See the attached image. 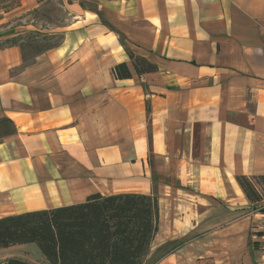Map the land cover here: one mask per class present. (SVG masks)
I'll use <instances>...</instances> for the list:
<instances>
[{"label":"crops","instance_id":"crops-1","mask_svg":"<svg viewBox=\"0 0 264 264\" xmlns=\"http://www.w3.org/2000/svg\"><path fill=\"white\" fill-rule=\"evenodd\" d=\"M62 35L30 62L0 46V118L15 128L0 138V217L120 186L248 203L235 176L264 175V0H99ZM125 47L158 69L137 75Z\"/></svg>","mask_w":264,"mask_h":264},{"label":"rangeland","instance_id":"rangeland-1","mask_svg":"<svg viewBox=\"0 0 264 264\" xmlns=\"http://www.w3.org/2000/svg\"><path fill=\"white\" fill-rule=\"evenodd\" d=\"M98 3L99 0H0V46L8 45L5 39L17 35L25 61L30 62L36 54L61 42L62 27L72 21L76 9L96 11ZM147 162L156 190V160L150 155ZM169 173L172 176V166ZM125 189L115 188L119 192ZM158 200L157 231L143 264H264V213L259 211L264 200L258 209L249 202L242 208L218 201L200 205L184 194ZM256 240L260 248L252 245ZM6 257L48 264L34 243L0 248V260Z\"/></svg>","mask_w":264,"mask_h":264},{"label":"trees","instance_id":"trees-1","mask_svg":"<svg viewBox=\"0 0 264 264\" xmlns=\"http://www.w3.org/2000/svg\"><path fill=\"white\" fill-rule=\"evenodd\" d=\"M17 40L16 36L6 42L19 45ZM119 40L125 44L123 36ZM125 48L137 75L158 69L154 62ZM131 68L127 62H119L113 74L118 79L130 78ZM14 131L10 119L0 118L1 137ZM235 179L249 204L258 209L264 199V175L237 174ZM158 211L159 200L154 193L95 192L81 202L1 216L0 248L34 243L48 264H143L157 231ZM259 211L264 213V207L260 205ZM252 245L262 246L257 240ZM0 264L39 263L9 257Z\"/></svg>","mask_w":264,"mask_h":264}]
</instances>
